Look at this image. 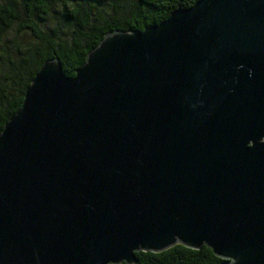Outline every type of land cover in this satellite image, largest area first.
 Wrapping results in <instances>:
<instances>
[{
  "label": "water",
  "instance_id": "obj_1",
  "mask_svg": "<svg viewBox=\"0 0 264 264\" xmlns=\"http://www.w3.org/2000/svg\"><path fill=\"white\" fill-rule=\"evenodd\" d=\"M264 264V0H199L47 61L0 134V264Z\"/></svg>",
  "mask_w": 264,
  "mask_h": 264
},
{
  "label": "trees",
  "instance_id": "obj_2",
  "mask_svg": "<svg viewBox=\"0 0 264 264\" xmlns=\"http://www.w3.org/2000/svg\"><path fill=\"white\" fill-rule=\"evenodd\" d=\"M199 0H0V134L47 61L73 77L106 35L143 32ZM134 264H221L211 249L136 252ZM126 264V263H120Z\"/></svg>",
  "mask_w": 264,
  "mask_h": 264
}]
</instances>
